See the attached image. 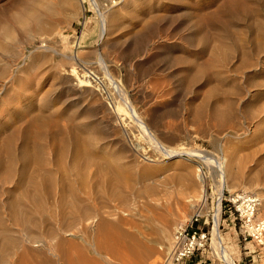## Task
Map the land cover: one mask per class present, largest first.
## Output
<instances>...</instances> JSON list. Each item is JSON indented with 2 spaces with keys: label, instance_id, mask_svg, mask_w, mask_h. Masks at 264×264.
Listing matches in <instances>:
<instances>
[{
  "label": "rangeland",
  "instance_id": "374dc122",
  "mask_svg": "<svg viewBox=\"0 0 264 264\" xmlns=\"http://www.w3.org/2000/svg\"><path fill=\"white\" fill-rule=\"evenodd\" d=\"M56 1L57 0H0V69H2L4 66H7L9 67V72L12 71L11 73L8 72V75L3 77L0 76V140L3 141L0 142V148H2L0 149V153L3 152V158L0 154V162L3 163L2 161H4L3 164L7 165V167L6 165L4 167V165L0 163V178L2 179V181H0V192L3 191L0 194V203L3 199L5 200L8 198L7 193L9 194V192L7 191L14 193V191L18 188L16 187L17 181L19 179L18 175L22 172V162L24 157H26V154L30 155L35 153L36 155V153L38 154L40 152L38 156L41 155L42 157L51 155H48V152L58 154V148H61L64 146L63 144L68 142V144L73 143L72 149H74L73 151L75 152L77 151L76 153L79 155V150L83 147V143L80 144L81 141H83L85 136L87 139V136L90 135V139L88 138L87 140H95V143L92 141L94 144L92 145L89 141V143L93 146V150L89 148L91 151L89 150L88 153L91 152L90 154L96 157L104 156L103 158H110L111 152L108 151V149H105L106 145L104 142H106V144L108 142L110 143L111 138V142H116V140L118 141L120 137H114V135L107 131V125L103 121L101 122L102 117L100 116V110L103 109L101 106H106L112 109L117 108V110H115L119 115H122L124 118L127 117L126 120L128 122L124 123V127L126 125L125 130H128V139L132 138L130 140L139 142L144 147V152L150 156V159L152 160L154 158L153 162L155 163L153 164L151 161V166L156 168L153 170H156L158 175H162V173L165 172L163 174L164 176H162L165 177L166 175L173 174V170L175 168L180 167V170L176 173L185 168L184 165V167L180 165L177 167L175 166L174 168L170 165H162L158 167L157 164L161 162H168L167 157L152 148V146L143 139L138 127H136L132 122L130 114L126 111L125 107L118 101V99L114 97L113 100L110 101L109 105L108 100H91L88 97H85V95L76 94L70 89L68 85L64 84V77L59 76L53 67H57L59 70L60 68L64 69L73 66V68L77 69L78 71H82L85 67L89 66V64L95 63L100 56L104 57L105 59L108 58L107 60L114 61L116 59V61H114L115 63L112 62V65L120 68H117L119 73L114 75V78L120 83L119 86L128 91L131 100L133 102L135 100L134 105L138 110L141 108L140 111L152 110L156 112L157 120L154 122V124H152L151 127H153L158 140H161L159 142L164 146L166 145V147H170L175 150L179 149L183 152L190 150H205L212 153L213 155L216 153L218 155L215 156L220 157V154L218 151H216L214 142L201 137L199 127L195 125V123L190 122L191 119L189 120V117L186 118V116H188V112H186L183 108H185L184 105H186L187 102L189 103V101L191 102L193 100L195 103H198L204 95H210V93L217 86L216 88L219 90H224L223 92H226V88H228L227 90L230 88L231 90L229 91H232L233 93V95L230 97L234 99L235 102L247 100L252 104V107L254 105H257L258 107L263 106L264 0H139V4L136 3L135 5L128 8L127 14L119 16L116 21L113 22L114 24L111 23L109 28V31L111 30L109 32L110 37H108L109 40L107 39L106 42L102 38V40L100 39L99 33L101 24L103 22L102 14L105 12L104 7L108 4V0H102V4L99 3L98 6L93 2V0H79V5L83 7V12L85 14L83 13L84 16L81 15L78 17V19L73 20L70 25L68 22L66 23V20L64 19L65 15L62 13L53 16L54 18L48 13V7H50L51 4ZM103 4L105 5L102 6ZM38 9L42 10V13H39L41 11ZM35 12H37L40 16L43 14L44 16H42L45 18V20L47 18L49 19L47 22L51 21L50 23H55V27H58V34L55 40H48L49 33L43 35H29L27 31L29 25L34 24L33 22L35 21L36 16H39L38 14L36 15ZM43 12L46 14L48 13L49 15L47 14L46 16V14ZM27 17L31 18L27 19ZM19 18L22 20L25 18L26 19L21 22L19 21ZM29 20L31 22H29ZM22 24L24 26H22ZM27 24L29 25L27 26ZM111 26L114 28H111ZM111 33L113 34L111 35ZM149 40L154 42V44L156 43L155 45H152L153 47H150V51L148 48H146L147 45H145ZM141 43L145 44L143 45ZM40 47H43V49H49L48 52H50V54L52 53V55H50V60H48V63L45 62L47 65L43 63L45 64L44 66L41 62L39 65H43V67L40 68L38 65L35 70L32 68L30 70L31 64L29 63L32 62V50ZM9 48L11 49L9 50ZM216 48L219 49L217 50ZM225 48L228 49V51H226ZM8 51L13 52L14 54H8ZM38 51L42 52V50ZM112 57L115 59H112ZM212 60H215V62L211 63ZM131 61H134L137 65H144L147 64L146 62H149L148 64H151L156 72L153 73L155 75H147L140 79L141 82L138 80V82L133 85V87L128 88L126 85V80L128 79L130 72L129 68L126 69L124 66L129 65ZM62 65L64 67H62ZM26 66L29 69L26 68ZM22 67H25L26 69ZM18 70H23V73L18 74ZM97 71L98 75L96 76L102 79L100 81L104 82V84L102 83V89L104 91H102L107 92L108 90V93H111V86L109 85L107 78L103 76V73L100 72L98 68ZM126 71L129 73H127L128 75L126 74ZM12 74H16L18 77L16 75L13 76ZM25 75L28 77L26 76L24 79ZM12 77H14V81ZM19 77H22V82ZM191 84L193 88H191ZM103 85L106 86V88L103 87ZM134 86L137 87L135 90H133L135 88ZM211 87L213 88L211 89ZM220 87H223L224 89H220ZM233 88L236 89L234 90ZM136 90L138 92L135 93L134 91ZM209 90L212 91L209 93ZM137 93L139 95H137ZM234 93H236L237 96ZM133 94L137 96H134ZM219 95L221 96L223 94ZM248 95H250V99H248ZM2 96H4V98ZM81 96L82 99L80 100ZM6 97L9 98L6 99ZM238 97L240 99H238ZM146 100L149 101L147 102ZM95 101L97 103H95ZM152 104L153 106H151ZM241 104H244V102L239 103L240 107H242ZM115 105L117 107H115ZM118 106H121L120 109H118ZM257 106L255 108H258ZM239 109L241 110V108ZM118 110L120 111L118 112ZM124 111L126 113H124ZM95 114L96 116L98 114L96 117L97 119L94 116ZM47 115L48 117L51 115V119L48 118ZM33 116H35V118L38 120L35 121ZM38 116L40 117L41 121L39 120ZM41 116L46 117H44L45 119H42ZM52 117H54L53 120ZM241 118L242 117H240L241 124L238 126L234 125L233 127L232 125L230 126V129L229 127H216V131L214 129V132H217L216 134L219 137H223L228 134H236V132L241 133L245 126H248L249 124H252L251 126H253L255 123L257 124L256 120L252 121L250 119L245 120V118ZM47 119L51 120V124H53L56 119L57 120L55 121V124L51 125ZM58 119L62 121L60 124H63L65 127L58 124L60 122ZM99 119L100 121H98ZM147 119L149 121L150 117ZM42 120L43 123L45 121V123L48 124L46 125L45 123H40ZM66 120H69V125L67 124ZM129 120L131 121L132 125L130 124ZM38 121L40 122L38 123ZM72 124H74V126ZM58 125L62 128V130H65V132L67 130L69 131H67V135H62L65 132L62 131L61 128L60 132L62 131L63 133H60L59 130H56L57 127H59ZM49 127L53 130L55 128L57 132L54 130V134L52 132L50 133L52 129L49 130ZM71 127H73L72 130ZM42 129H44V131ZM46 129L47 131L49 130V133L45 132ZM36 130H41V132H43L37 136V134L40 132H37ZM105 130L108 132V134ZM31 131L33 132L30 133ZM73 131H75L74 135L80 134V138L79 136L77 139L76 136H72L71 138L69 135H71ZM30 134H33V136L36 134L35 137L37 138L29 136ZM93 135L97 137H94ZM99 135L102 137L100 136L101 138H98ZM40 136L43 137L41 140L39 139ZM92 136L96 139L92 138ZM109 137L110 139H108ZM58 138L61 139L58 140ZM133 138L136 141L133 140ZM31 139H36L35 142L39 141L36 143L37 146L35 145V142H32L33 140L31 141ZM42 139L44 143L42 142ZM65 139L71 141V143ZM105 139L106 141H104ZM29 140L31 142H29ZM77 140L79 142L78 144ZM24 141H27L26 143L29 144L24 143ZM73 141H75L76 146H80V149H78V147L77 150L76 147H73L75 146ZM99 141L103 146H100L101 144L99 146L97 145L98 147L96 146V143H100ZM45 143L47 145L50 144L51 147L49 145L47 146ZM255 143L259 146L264 145V141L262 140H259L258 143ZM38 144H40L42 148L40 145L38 147ZM42 144H44L45 147H43ZM254 145L255 144H249L247 147ZM32 146L34 147L33 149ZM84 146L87 147V149L89 147L87 145ZM6 147L8 148L6 149ZM36 147L37 149H35ZM9 150H11V152H9ZM37 150L40 151L38 152ZM17 153L19 154L16 155ZM75 154L74 156H77ZM19 156H22V158ZM52 156L49 157L52 158ZM185 158L195 164L194 166H199V168L202 170L206 181L205 187L207 192L210 193L211 190L215 189L216 185L220 184L221 178L219 177V173L216 169H210L197 156L191 157L186 155ZM46 162L47 159L42 164V166L38 165V169H41V167L43 168L41 170H44V168L46 169V167L50 164ZM18 163L22 166L18 165ZM155 165L157 167H155ZM2 167L3 169L5 168L4 171L1 170ZM48 167L51 171L54 170L53 164L49 165ZM7 168L12 172L10 173V170ZM19 170L21 171L20 173ZM69 171L70 170L68 169L62 171V173L59 174V177L61 178L69 176L67 175L71 173H68ZM159 172L162 173L159 174ZM8 175L11 177V180L9 177H7ZM10 181L13 185L10 183ZM226 189L228 188L226 187ZM226 194L228 195V193ZM10 196H12V194H9V197ZM118 204L119 202H115L113 205L119 206ZM173 207L171 205L166 207L160 205V207L157 208V219L162 222L168 221L173 223L171 217L166 214V212H169V209H172L171 211H174V209H180L177 208L178 206ZM165 208L167 210L166 212ZM257 215H259V211ZM151 217L152 215L150 216L148 214L145 218H133L131 220L132 222L130 221L129 223L131 228L130 226H127V228H129V230L133 233H137L138 230L140 232L141 230L140 233L150 237L153 232L151 231ZM183 218H181V227H184L187 224V221L191 219V217L186 215ZM173 226L175 228L176 224L174 223ZM249 228L250 227L247 222L238 217L235 211L232 213H224L219 225L221 243L227 252L232 256L236 264H264V243L259 241V239L253 235L254 233L250 231ZM209 229L212 233L209 235L207 246L197 252L193 257L185 260L182 264H227L225 261L221 260L216 253V247L213 245L214 241L212 224L209 226ZM175 230L176 229H174V231ZM165 252H162L161 250V254H159V256L161 255L163 257V253ZM159 256L157 258H159ZM162 257L157 260L158 262L156 261V264H159V262L162 260Z\"/></svg>",
  "mask_w": 264,
  "mask_h": 264
},
{
  "label": "bare ground",
  "instance_id": "6f19581e",
  "mask_svg": "<svg viewBox=\"0 0 264 264\" xmlns=\"http://www.w3.org/2000/svg\"><path fill=\"white\" fill-rule=\"evenodd\" d=\"M108 1L109 2L107 5H102H105V12L102 14L103 22L101 24L99 33L100 39L102 38L103 40H105V42L108 37H110L109 32L111 30L109 31V28L111 23L114 24L113 22L116 21L119 16L127 14L128 8L130 6H133L136 3L139 4V0ZM93 2L97 6L99 5V3L102 4V0H93ZM79 4V0H57L56 2H53L50 7H48V13L52 17L62 13L63 15H65V18H63L66 20V23L68 22V24L70 25L73 20L78 19V17L83 15L84 13L83 7ZM38 10L41 12H39ZM38 10L37 11L39 13H42V10ZM35 13L36 15L38 14L37 12ZM43 13L46 14L45 12ZM42 15H39L40 17H34V24H27V26L29 25L27 29L29 35H43L49 33L48 40H55L58 34V27H55V23H50L51 21L47 22V20L49 19L47 18L45 20V18H43L44 15ZM28 18L29 17H27V19ZM24 20L19 18V21L21 22H23ZM29 22L31 21L29 20ZM22 26L24 25L22 24ZM113 26H111V28ZM112 34L113 33H111V35ZM151 40L147 41V44L141 43L143 45H147L146 48H148L149 51L150 47H153L152 45L156 44H154V42H152ZM43 47L32 50V62H28L29 64H31L30 70L31 68L35 70V68L38 67L41 62L42 64L45 62L48 63V60H50V55H52V53L50 54V52H48L49 49H43ZM10 49L11 48H9V50ZM38 50H42V52ZM226 51H228V49H226ZM9 53L14 54L11 51H8V54ZM107 59L100 56L98 57L95 63L89 64V66L85 67L82 71H78L77 69L73 68V66L64 69L60 68L59 70L57 69V67H53V69H55V72L58 73L59 76L64 77V84L68 85L70 89L73 90L76 94L85 95V97H88L91 100H108V104L110 103V101L113 100L114 97L118 99V101L125 107L126 111L130 114L132 122L136 127H138V130L143 136V139L146 140L147 143L152 146V148L167 157L168 162H161L157 164L158 167L162 165H170L174 168L175 166L177 167L180 165H184L185 168L181 169V171L178 173L176 172L180 170V167H178L179 169L175 168L176 170L172 169L174 173L166 175L165 177H162L164 176L163 174L165 172H161L162 175H158L157 171L153 170L156 168H153L151 166V161L153 164L155 163L153 162L154 158L152 160L150 159V156L144 152V147L139 142H134L130 140L132 138L128 139V130H125L126 125L124 127V123L128 122L126 120L127 117L125 116L126 118H124L122 117V115H119L116 111L117 108L112 109L106 106H101V108H103L102 110H100V116L102 117L101 122L103 121L107 125L108 132L114 135V137L119 136L121 139H119L118 141L115 139L116 142H111V138L110 143L108 142L106 144V142H104V144L106 145L105 149H108V151L111 152L110 158H103L104 156L96 157L94 155H91V152L88 153L89 150H93L92 145L94 144L92 143V141L94 142L95 140H89L92 144L91 145L87 140L88 138L90 139L91 136H87L86 139L85 135V138H83V136L81 135L83 138V141H81L80 143H83V147L81 149L80 146H76L75 141H73L75 144V146L73 147H76V149L79 147L78 149H80L79 155H77V151H73V143L68 144L67 142L65 144L68 145L63 144L64 146L58 148V154L48 152V155L51 154L49 156H52L53 154L52 158L47 155V158L46 156H38L40 150H37L39 153H36V155L35 153L30 155L26 154V157H24V160L22 162L23 166L20 165L21 161L19 162L20 164L18 163V165L22 166V172L19 170V173L21 172V174L18 175V181L16 179L17 184L15 183L16 187L18 188L15 191L13 190L14 193L7 191L10 195L12 194V196L9 197V194L7 193L8 198H6L5 200L3 199L0 203V264H156V261L162 257L161 255L159 256V254H161V250L162 252H165L171 245L175 232L174 229L181 227V218H183L185 215L192 218L195 213L199 212L200 207H204L207 202L208 195L205 187L206 181L203 176V172L199 168V166H194L195 164H193L190 160L186 159V155L191 157L197 156L210 169L214 168V170H217V172L219 173V177L221 178L219 184V191L221 194L220 196H222V190H225L226 187L228 188L227 190L231 193L240 190H242L244 193L253 192L254 196L258 199V204L255 208L254 216H256V219H258L259 221V227H257L258 222H255V224H249V229L250 231L254 232L255 235H257L259 241L264 243V145L259 146L255 143H258L259 140L264 141V104L263 106L259 107L256 105L258 108H255L256 106L254 105L255 107H252V104L247 100H240L239 102H235L234 99L230 97L231 95H233L232 91H229L231 90L230 88L229 90H227L228 88H226V92H223L224 90H219L216 88V86L213 91L209 90V93L212 91L210 95L206 92L208 95H204L198 103H195L193 100L191 102L189 101V103L187 102V104L184 105L185 108L183 109L188 112V116H186V118L189 117L188 119H191L190 122L195 123V125L199 127L201 137L210 140L211 142H214L216 146V151H218L220 157L215 156L218 155L216 153L215 155H213L212 153L207 152L205 150H190L186 152H183L179 149L175 150L170 147H166V145L164 146L159 142L161 140H158L156 133L153 130V127H151L152 124H154V122H156L157 120L156 112L152 110L140 111L141 108L140 110H138L135 107V100L134 102L131 100L128 91L120 87V83L114 78V75L119 73L117 70L120 69L112 65V62L116 61V59L113 57L112 59H115L114 61ZM214 62L215 60H212L211 63ZM146 63L147 64H144V66L141 64L137 65L134 61H131L129 65L124 66L126 69L129 68L130 72V75H128L129 73L126 71V74L128 73L127 75L129 76L128 79L126 78V85L128 86V88L133 87V85H135L138 80L140 81L141 78H144L147 75H155L153 74L155 70L153 69L151 64H148L149 62ZM45 64L43 65L45 66ZM43 65H39L40 68L43 67ZM62 67L64 66L62 65ZM8 68L9 67L4 66L2 69H0V76L3 77L5 75H8ZM26 68L28 67L26 66ZM97 68L98 70H100V72L103 73V76L107 78L109 85L111 86V93H108V90L107 92H103L104 90L102 89V83L104 84V82L100 81L102 79L96 76L98 75ZM11 72L12 71H10L9 73ZM17 73H23V70H18ZM16 76L18 77V75ZM26 76L27 75H25L24 79L26 78ZM12 78L14 81V77ZM103 87L106 88V86L104 85ZM136 88L137 87H135L133 90H135ZM191 88H193L192 84ZM212 88L213 87H211V89ZM222 88L223 87H220V89ZM134 92L136 93L138 91L136 90ZM219 94L223 95L220 96ZM137 95L139 94L137 93ZM2 97L4 98V96ZM248 97V99H250V95H248ZM8 98L6 97V99ZM81 99L82 96L80 100ZM238 99L240 98L238 97ZM146 101L148 102L149 100ZM241 102H244V104H241L242 107H240L239 105V103ZM95 103L97 102L95 101ZM151 106H153V104ZM115 107L117 106L115 105ZM120 107L118 106V109H120ZM239 108H241V110ZM119 111L120 110H118V112ZM99 112L97 113L100 114ZM124 113L126 112L124 111ZM35 116H33V118L36 121L38 119L35 118ZM50 116L51 115H49L48 117L47 115L48 118H50ZM94 116L95 118L97 117L96 114ZM44 117L46 116H43L42 119H45ZM148 117H150L151 121H148ZM240 117H242L241 119L245 118V120H256L257 124L254 122L255 124L253 123V126H251L252 124L245 126L244 130H242L241 133L236 132V134H228L223 137L220 136L221 138L216 134L217 132H214V129L216 131V127H229L230 129V126L232 125L233 127L234 125L238 126L239 124H241ZM53 118L54 117H52V120ZM100 119L98 121H100ZM47 120L49 121V123L51 122V120ZM40 121H38V123ZM55 121H52L53 124H55ZM66 121L68 124L69 120ZM61 122L62 121H60L58 124L63 126V124H60ZM129 122L131 124L130 120ZM40 123H43V120ZM72 125L74 126V124ZM60 128L61 127L59 126L56 130H59L60 132ZM44 129L42 130L44 131ZM51 129L52 128L49 127V130ZM72 129L73 127H71V130ZM49 130L47 131L46 129L45 132L49 133ZM52 130L50 131V133H53L55 128L53 131ZM33 131H31L30 133H32ZM62 131L65 132V130ZM67 131L65 133L62 132V135H67ZM107 131L106 133L108 134ZM37 132H40L39 134H37V136L42 133L41 130ZM74 133L75 131H73L71 135H68L71 136V138L72 136H76V139L78 136L80 138V134L74 135ZM35 135L33 136V134H30L29 136L35 137ZM93 136L92 138L97 137ZM100 136L101 135H99L98 138ZM43 137L45 138L44 135ZM43 137L40 136V138H38L41 140V138ZM61 138H58V140ZM108 139H110V137ZM35 140L31 139L32 142H35ZM133 140L135 139L133 138ZM1 141L2 140H0V142ZM31 141L29 140V142ZM104 141H106V139ZM26 142L24 141V143ZM38 142H35V145ZM42 142L44 143L43 139ZM69 142L71 143V141ZM78 143L79 142L77 140V144ZM97 143L96 146H99L100 144V146H103L101 142L99 144ZM40 144H38V147ZM249 144L255 145L247 147ZM42 145L43 147H45L44 144ZM48 145L50 146V144ZM84 145L89 146L88 149ZM33 146L32 149L34 148ZM7 148L8 147H6V149ZM35 149H37V147ZM9 152H11V150H9ZM0 154L2 157L3 152ZM18 154L19 153H17L16 155ZM74 154L77 156H74ZM22 156L19 157L22 158ZM45 158L47 159L46 163H50L49 165H54L53 171L49 169V165L46 167V169L48 168L47 170L45 168L44 170H41L43 169L42 167L41 169H38V165L42 166V164L46 160ZM2 162L4 163V161ZM3 163L1 164L4 165ZM155 167L157 166L155 165ZM4 169L2 167L1 170L4 171ZM66 169L70 170L68 173H71L67 174L69 175L67 177L60 178L59 174L62 173V171H65ZM9 172L11 173L12 171L10 170ZM161 173L159 172V174ZM7 177H9V175ZM9 178L11 180V177ZM0 181H2V179ZM84 194L87 196H85ZM115 202H119V206L113 205ZM160 205L164 207L168 205H171L172 207L178 206L177 208H180L179 210L174 209V211H171L172 209H169V212H166L167 210L165 208L166 214L171 217L173 223L168 221L162 222L157 219V208L160 207ZM258 211L259 215H257ZM161 212L164 213L163 211ZM146 213L147 215H152V217L150 218V223L152 227L151 231L153 232L150 237L144 235L143 233H140L141 230L140 232L138 230L137 233H133L129 230V228H127V226H130L129 223L133 218H145L147 216ZM220 214L221 208L219 206L217 212L214 215V225L212 227L214 241L213 245H215L216 253L221 260L225 261L227 264H236L232 256L227 252V250L221 243L219 235V225L221 220ZM174 223L176 224L175 228L173 226ZM158 256L159 258H157Z\"/></svg>",
  "mask_w": 264,
  "mask_h": 264
},
{
  "label": "built area",
  "instance_id": "2783aa9c",
  "mask_svg": "<svg viewBox=\"0 0 264 264\" xmlns=\"http://www.w3.org/2000/svg\"><path fill=\"white\" fill-rule=\"evenodd\" d=\"M207 194L205 206L200 207L199 212L195 213L184 227L175 230L173 241L159 264H182L204 249L207 246L209 235L212 233L209 226L212 224L213 227L214 215L219 206L221 218L224 213L235 211L238 217L245 220L248 225L258 222L257 227H259V221L254 216L258 199L253 193H244L243 191L231 193L225 188L222 190V196H220L218 184L214 190H211L210 193L207 192ZM253 235L257 238V235Z\"/></svg>",
  "mask_w": 264,
  "mask_h": 264
}]
</instances>
